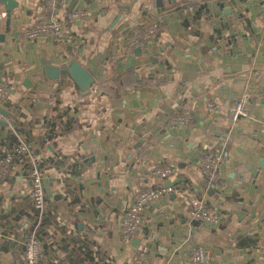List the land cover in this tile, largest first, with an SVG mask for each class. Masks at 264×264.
<instances>
[{"label": "crops", "instance_id": "crops-1", "mask_svg": "<svg viewBox=\"0 0 264 264\" xmlns=\"http://www.w3.org/2000/svg\"><path fill=\"white\" fill-rule=\"evenodd\" d=\"M14 1L9 31L0 27V84L8 89L3 108L30 152L0 172V264H22L33 221L31 158L48 207L38 264H133L138 252L146 255L140 264H191L198 248L203 264H264L260 0H65L52 14L62 33L31 41L19 35L45 0ZM187 5L194 11L182 18ZM81 9L88 17L69 19ZM152 25L158 36L129 50L137 30ZM72 60L93 76L88 91L49 78L48 67ZM247 95L248 116L231 122L233 102ZM186 108L191 122L179 125ZM14 145L0 124V151ZM208 153L221 156L214 184L200 168ZM166 168L165 177L153 173ZM160 186L173 191L148 203L124 240L125 210L140 190ZM195 195L220 215L217 223L192 218Z\"/></svg>", "mask_w": 264, "mask_h": 264}, {"label": "built area", "instance_id": "built-area-1", "mask_svg": "<svg viewBox=\"0 0 264 264\" xmlns=\"http://www.w3.org/2000/svg\"><path fill=\"white\" fill-rule=\"evenodd\" d=\"M65 0H45V6L39 17L36 19L33 26L23 29L19 35L20 41L36 40L39 37L45 36H59L63 30V24L53 17V12L57 9L60 3ZM171 1V0H169ZM262 6V17L264 20V0H260ZM194 11L192 5L182 6L178 13L183 18ZM89 13L85 10H73L69 13L70 20L82 19L88 17ZM5 12L0 10V27L5 22ZM158 28L156 25L150 26L145 31L137 32L129 43V50L134 46L140 45L143 42L150 41L155 38ZM8 89L6 86L0 84V108L3 107L4 100L7 96ZM251 96L258 97V93H253ZM248 101L249 97L241 96L236 99L230 109V120L236 122L242 117L248 116ZM175 121L179 125H187L191 122V111L186 108L176 115ZM6 123L10 131L13 133L16 145L7 151H0V172L6 173L9 168L17 161L27 158L30 152L29 142L18 129V125L13 123L10 117L4 115L0 111V124ZM26 167V175L30 184V200L33 207V221L32 226L26 232L22 239V264H38L43 255V243L41 236V229L47 217V202L44 195L43 180L39 167V162L34 159L28 160ZM221 156L218 154H203L200 159V168L203 175L208 179L210 184H214L217 179V170ZM171 170L155 169L154 174L165 177ZM173 188L169 186H160L156 188H149L140 190L133 203L125 210L123 220L120 226L121 236L124 240L131 239L137 232L141 223V213L145 206L160 198L162 195L171 193ZM190 214L192 218L202 221L204 224L217 223L220 215L213 212L205 203V201L198 196H193L190 200ZM3 228L0 224V237L3 236ZM138 256L133 258V264H140L145 262L146 255L144 252H138ZM206 261V255L203 248L196 249L190 257L191 264H203Z\"/></svg>", "mask_w": 264, "mask_h": 264}, {"label": "water", "instance_id": "water-1", "mask_svg": "<svg viewBox=\"0 0 264 264\" xmlns=\"http://www.w3.org/2000/svg\"><path fill=\"white\" fill-rule=\"evenodd\" d=\"M173 1V0H172ZM15 3L14 0H0V7L4 8L6 20H5V32L9 31L10 16L12 5ZM5 40V33H0V41ZM139 47L136 51H139ZM48 76L50 79H70L80 90L88 91L94 83L93 76L89 71L83 67L76 60H72L69 64L58 67H48ZM0 111L8 116L9 113L1 107Z\"/></svg>", "mask_w": 264, "mask_h": 264}, {"label": "trees", "instance_id": "trees-1", "mask_svg": "<svg viewBox=\"0 0 264 264\" xmlns=\"http://www.w3.org/2000/svg\"><path fill=\"white\" fill-rule=\"evenodd\" d=\"M180 8H181V7H180ZM180 8H179V9H180ZM142 29H143V28L140 27V28L137 30V32L141 31ZM158 33H159V28H158V31H157L156 36H158ZM3 85H4V84H3Z\"/></svg>", "mask_w": 264, "mask_h": 264}]
</instances>
